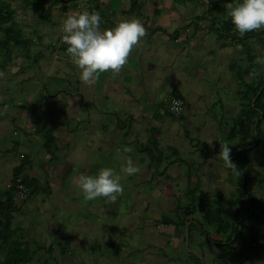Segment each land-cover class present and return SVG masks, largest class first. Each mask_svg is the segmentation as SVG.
Wrapping results in <instances>:
<instances>
[{"label": "rangeland", "instance_id": "rangeland-1", "mask_svg": "<svg viewBox=\"0 0 264 264\" xmlns=\"http://www.w3.org/2000/svg\"><path fill=\"white\" fill-rule=\"evenodd\" d=\"M9 1L29 46L12 43L0 72V193L18 177L35 186L13 188L14 237L31 248V259L19 264H251L256 250L242 245L253 232L245 240L228 239L217 231L214 213L233 222L239 217V228L253 226L261 204L255 201L252 212L246 193L264 201V115L262 141L244 146L246 172L225 168L219 157L220 144L228 143L233 156L242 139L257 136L258 116H248L264 77V65L254 63L264 54V30L241 37L226 9L236 0H218L219 9L205 11L211 19L180 30L178 42L187 30L205 35L188 60L125 66L118 76L101 74L102 86H88L79 81L61 37L67 8L89 11L94 2L47 0L45 20L23 0ZM166 50L140 57L165 59ZM254 69L259 75H252ZM179 99L177 114L170 109ZM240 115L247 116L245 127L236 122ZM51 126L55 138L46 147ZM248 126L249 133L243 129ZM233 127L239 134L231 139ZM126 146L140 173L122 179L124 192L115 203L85 201L75 179L103 167L119 171ZM260 252L258 264H264Z\"/></svg>", "mask_w": 264, "mask_h": 264}, {"label": "clouds", "instance_id": "clouds-1", "mask_svg": "<svg viewBox=\"0 0 264 264\" xmlns=\"http://www.w3.org/2000/svg\"><path fill=\"white\" fill-rule=\"evenodd\" d=\"M227 15L231 19L236 32L243 37L249 32L264 30V0H236L226 4ZM62 42L67 45V54L71 62L79 70V81L88 86L96 84L104 73L118 76L128 64L129 57L147 35V30L137 18L119 21L112 28L101 29V16L96 11H74L67 14L63 26ZM254 63L264 65V54L256 57ZM253 76L259 75L255 69ZM3 76V73H0ZM161 100H165L162 94ZM166 102V100H165ZM181 101L173 100L171 111L181 112ZM8 106L3 110L6 113ZM3 114V113H0ZM213 141L207 143L211 146ZM219 157L225 168L232 169L238 175L236 164L231 158L228 143L220 144ZM131 147H124L119 153L123 163L119 171L111 167H103L95 175L80 174L75 179V187L85 201L103 198L115 203L123 195L122 179L140 173L141 169L127 154ZM8 183V182H7Z\"/></svg>", "mask_w": 264, "mask_h": 264}, {"label": "crops", "instance_id": "crops-1", "mask_svg": "<svg viewBox=\"0 0 264 264\" xmlns=\"http://www.w3.org/2000/svg\"><path fill=\"white\" fill-rule=\"evenodd\" d=\"M92 1L94 3L92 4L91 10L89 11L99 12L101 16L102 30L105 28H112L119 21L131 18L139 19L146 28L147 35L142 38L140 44L134 48L133 53L129 57L128 64L126 65L136 66L134 67V69L139 68L138 66H174L173 64H178L184 60H188L190 58V55L192 56V53H195V46L198 47V43L199 41H201V37L204 41L205 35L201 30H187L185 31L186 40L178 42L175 40H177V38L179 37L178 34L180 30H182L183 27H188L189 24L193 23L195 20L204 21V19H211V16L206 17L204 15L205 11L209 8L208 0H205V2L202 1V3L200 0H190V3L186 2L185 0ZM82 2H84V0H67L65 4L68 5L70 3H79L80 5V3ZM177 2H180V4L185 7V9L183 10L178 8V6L176 5ZM201 6L202 10H200ZM77 10L79 9L76 7H68L65 14L67 15ZM189 12L192 13L189 14ZM196 21L194 23L195 26H197ZM170 27L172 29L174 28V30H172ZM182 36L183 35L181 34V38ZM165 49H167L166 51L167 53H169V55H167L165 59H163L164 57L156 58V56L154 57L155 59H149L145 56L140 57V53H142V55L144 53L146 54L147 52H152V54H154L155 52L161 51V53H163V50ZM188 50H192V52L189 53ZM186 53H188V56L185 55ZM169 57H171V60H169ZM103 76L104 78H107L105 74ZM99 81L100 79L97 82L98 85L100 84V86H102ZM258 201H260V204L262 206L257 204L256 210L258 209V213L262 216L258 215L256 219L252 221V225L254 226L253 228L257 232L256 235L253 234L251 236L252 239L248 240L247 244H244V247H249L251 251L256 250V256L255 258H252L251 264H258V262L261 261L258 259V256L259 258L261 257V252L259 254V251L262 250V252H264V201H262V198H259ZM257 219H260V221H257ZM250 257L253 256L251 255Z\"/></svg>", "mask_w": 264, "mask_h": 264}, {"label": "trees", "instance_id": "trees-1", "mask_svg": "<svg viewBox=\"0 0 264 264\" xmlns=\"http://www.w3.org/2000/svg\"><path fill=\"white\" fill-rule=\"evenodd\" d=\"M26 5L34 6L40 10V15L46 20L49 18L48 8L46 7L47 0H23ZM221 7V3L216 0L211 3L208 8L210 13H213L215 9H219ZM16 8L9 0H0V50H2V54H4V58L0 59V72L5 65L7 60L11 59V44L14 43L18 46L23 45L25 47L29 46V40L23 37V29L19 26L18 22L15 18ZM49 16V17H48ZM41 17V18H42ZM229 23L230 20H227ZM67 48V46H65ZM255 101L251 104V113L248 116L249 118L252 117L253 113H256L258 116V123L256 125L257 136H254L252 139H242L239 144V148L235 150L233 149L234 154L231 156L233 162L236 164L237 168L241 169L242 171L246 172V166L250 162V155L246 154V150L244 146L250 145L251 143L257 142L259 144L262 141V137H260V117L264 115V101L261 98L264 96V77L263 80L255 87ZM247 117V116H246ZM242 118L240 115L236 122L241 124L243 127L247 124V119ZM246 119V120H245ZM249 126L243 128L244 131L249 130ZM53 126L50 127V130L47 131V141L45 142L46 147L51 146V140L54 137L52 134ZM249 133V131L247 132ZM239 131L236 127H233L230 132L231 139H234L238 136ZM249 150L251 148H248ZM247 149V150H248ZM150 153L153 152L152 147H148ZM248 150V151H249ZM23 165V164H22ZM17 166L16 174H18L23 166ZM246 177V176H245ZM30 184H33V180H29ZM247 181L244 180L240 185L241 191L244 189L246 191ZM31 189L35 186L29 185ZM12 188V187H11ZM14 189H7L6 191L0 193V264H19L24 261H28L31 259V248L27 244H23V241L19 238L14 237L16 233V227L13 226V216L14 210L17 209L14 202ZM195 190V188H194ZM195 192V191H194ZM247 202H249L251 210L254 212V208L256 207L255 201H258L257 198L254 197L253 193L247 192ZM214 210L209 214L211 218H213ZM240 215V212H238ZM216 220H218L215 224L217 225V231L221 234L226 233L228 235V239H232L236 236L243 235V240L246 239L245 233H252L253 235L256 230L253 228L254 226H245L242 225L241 228L238 227L239 217L236 218V221H231L225 217H223L218 212H215ZM209 215H207V220L209 219ZM262 216L261 214H257ZM255 231V232H254ZM242 249H244V245H242ZM244 251V250H242Z\"/></svg>", "mask_w": 264, "mask_h": 264}, {"label": "built area", "instance_id": "built-area-1", "mask_svg": "<svg viewBox=\"0 0 264 264\" xmlns=\"http://www.w3.org/2000/svg\"><path fill=\"white\" fill-rule=\"evenodd\" d=\"M179 101H181V99H179ZM7 185L9 187L17 189L19 192H24L30 189V186L20 177L14 180H9Z\"/></svg>", "mask_w": 264, "mask_h": 264}, {"label": "water", "instance_id": "water-1", "mask_svg": "<svg viewBox=\"0 0 264 264\" xmlns=\"http://www.w3.org/2000/svg\"><path fill=\"white\" fill-rule=\"evenodd\" d=\"M246 147H249V146H246Z\"/></svg>", "mask_w": 264, "mask_h": 264}]
</instances>
